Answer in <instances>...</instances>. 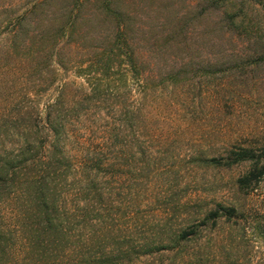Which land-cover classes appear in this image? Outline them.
Listing matches in <instances>:
<instances>
[{"label": "rangeland", "instance_id": "rangeland-1", "mask_svg": "<svg viewBox=\"0 0 264 264\" xmlns=\"http://www.w3.org/2000/svg\"><path fill=\"white\" fill-rule=\"evenodd\" d=\"M103 1L78 0L73 12L78 39L56 44L59 57L71 60L63 67L52 64V71L41 62L39 70L24 74L23 64L19 69L13 58H1L7 35L0 28V68L6 69L0 73L1 110L10 105L14 109L20 97L26 102L23 95L30 89L37 90L41 107L60 88L75 101L87 83L98 85L71 128L81 141H98L111 132V180L120 211H136L138 222L147 220L146 225L134 226L152 239L156 228L179 227L183 219L197 218L215 201L233 205L237 216L219 224V239L234 238L231 243L239 248L216 256L202 255L205 250L200 248L201 259L204 264H264V240L256 232L264 225V176L239 189L236 180L250 169V161L227 167L202 160L224 155L227 149L249 148L264 164V58H258L261 42L254 44L264 41L261 9L247 2L244 14L235 19L254 29L248 36L242 28L230 30L220 11H202L199 0H112L113 8L129 22L138 75L133 78L124 63L114 60L113 67L96 79L92 59L108 47L115 31L109 14L101 9ZM8 2L21 7L27 0H0V6ZM73 3L47 0L27 25L29 37L44 29L56 32ZM239 7V0H229L226 10ZM33 39L30 51L41 45ZM43 78L51 83L47 94ZM201 245L209 248L210 241ZM170 256L142 257L139 263H166Z\"/></svg>", "mask_w": 264, "mask_h": 264}, {"label": "trees", "instance_id": "trees-1", "mask_svg": "<svg viewBox=\"0 0 264 264\" xmlns=\"http://www.w3.org/2000/svg\"><path fill=\"white\" fill-rule=\"evenodd\" d=\"M228 1L199 0L198 5L202 11H220L230 30L242 28L253 36L254 29L235 19L244 14L247 2L258 5L264 17V0H239L240 7L234 12L226 10ZM76 3L78 0L66 8L56 32L44 29L35 34L41 44L36 51H30L35 39L29 37L27 25L47 0H27L21 7L13 2L0 6V28L7 35L1 58L16 60L24 74L39 70L41 62L49 71L52 64L63 67L70 62L69 57L66 61L59 57L56 44L62 40L73 44L71 41L78 39L74 35L78 23L73 15ZM101 9L109 14L115 31L107 41L108 47L95 52L92 76L97 79L106 74L117 60L134 78L138 75V58L129 22L113 8L112 0H104ZM259 40L254 44L261 42L259 48L263 50L258 58L263 59L264 41ZM93 65L90 63V67ZM0 70L6 73L3 67ZM42 80V90L47 94L51 83L46 84V78ZM87 84L75 101L67 99L64 88H60L40 107L41 102L35 99L37 90L30 89L27 92L32 96L23 95L27 96L26 102L21 103L20 97L14 109L11 105L2 110L0 107V264H145L139 263L142 257L158 259L169 254L166 263H157L204 264L200 248L205 250L202 255L213 256L239 248L238 243H231L234 238L225 242L219 239L223 226L219 224L237 216L235 206L221 201L203 209L199 218L186 217L179 227L156 228L152 239L134 226L146 225L147 220L138 222L136 211H120L111 180V132L106 131L98 141H81L71 128V124L78 123L81 109L97 93L98 85ZM225 152L202 160L207 165L227 167L250 161V169L236 180L239 189L251 187L264 176V164L252 149ZM256 232L264 240V225ZM205 241H210L209 248L201 245Z\"/></svg>", "mask_w": 264, "mask_h": 264}]
</instances>
